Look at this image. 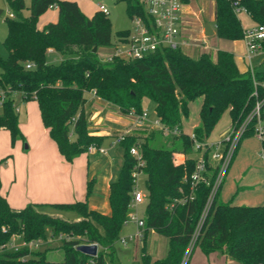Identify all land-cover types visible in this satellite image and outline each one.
Returning a JSON list of instances; mask_svg holds the SVG:
<instances>
[{
    "label": "trees",
    "instance_id": "obj_1",
    "mask_svg": "<svg viewBox=\"0 0 264 264\" xmlns=\"http://www.w3.org/2000/svg\"><path fill=\"white\" fill-rule=\"evenodd\" d=\"M8 2L15 17L8 18L4 41L8 56H0V87L7 91L0 130H10L14 141L23 137L13 97L16 92H21L26 100L38 102L44 125L70 162L88 152L90 145L101 147L104 141V136L94 135L90 130L91 120L85 112L90 92L123 114H142L145 100H152L158 118L171 131L180 130V134L166 135L154 129L146 136L125 135L120 143L124 149L123 164L118 179L110 186V215L90 208L87 199L51 204L60 211L76 212L79 219L72 221L40 212L35 204L14 209L1 193L0 177V264H123L118 240L131 209L137 173L146 177L145 232L154 230L169 240L165 258L153 259L145 251L141 264H181L192 244L207 255L217 251L227 253L239 264H264V204L222 202L218 191L204 214L217 169L209 163L210 184L193 182L197 151L191 134L183 131V117L189 114L191 102L198 97L203 98V103L201 124L193 132L197 140L208 142L226 111L230 112L233 125L240 124L257 101L264 98L260 85L264 70L256 71V86L252 74L240 70L234 53L223 49L217 51L215 58L208 53L192 58L182 48L162 47L142 58L114 57L104 61L98 55L99 48L118 45L112 41V24L107 14L98 10L89 18L75 0H32L26 18L22 15L24 0ZM126 3L132 18L139 15L149 23L139 0ZM236 3L259 25H264V0H216L219 38L238 40L245 36ZM54 4L59 10L58 20L40 29V17ZM130 35V31L118 32V43L127 42ZM50 49L63 56L59 63L48 61ZM28 64L33 66L29 68ZM254 124L251 123L244 137L254 134ZM133 147L139 149L143 164L131 154ZM177 152L187 155L185 163L175 164ZM209 153L207 150L206 158ZM93 187L91 180L88 195ZM49 230L54 236L69 235L60 241L62 260L50 259L49 248L3 250L14 235L21 234L28 242L47 240ZM81 244H97L98 255L91 257L79 251Z\"/></svg>",
    "mask_w": 264,
    "mask_h": 264
},
{
    "label": "crops",
    "instance_id": "obj_2",
    "mask_svg": "<svg viewBox=\"0 0 264 264\" xmlns=\"http://www.w3.org/2000/svg\"><path fill=\"white\" fill-rule=\"evenodd\" d=\"M194 1L195 0H192L190 3H186L184 7L186 24L184 34L188 37L189 41V46L185 47L184 51L189 53V51L192 52L195 49H202V53L199 56L208 53L215 58L218 50L215 52L216 54H214V52L211 53L210 51H212L213 48L207 44L205 38L217 36L215 23L216 4L210 22H206L203 20L200 12L195 9L193 5ZM97 11L87 12L83 10L89 18H92ZM240 12H238V16ZM58 17V8H50L44 14V17L43 15L40 17L38 27L43 29L49 22H56ZM207 23L210 24L214 31L212 35H206L205 26ZM199 38H203L204 40L199 41ZM226 49L234 53L236 63L241 71H249L251 66L250 60L246 58V56L243 57L238 54L239 50L236 48V45L235 47H226ZM50 57H55L56 63H59L63 59V56L53 49H50L48 52L49 62ZM261 64L264 65V58L260 65ZM255 69L256 71L264 70L262 68L258 69L257 67ZM90 94L94 96L95 100L90 105L89 110H87L86 103L85 112L87 117L91 120V133L104 136V141L106 138H111L114 142L111 141L109 143L110 149H116L117 145H120V143L117 142V137L120 134H139L141 136H146L149 133L142 135V133H137V131H144L145 128L149 126L156 129L153 123L149 121L143 126H139L136 123L135 115L123 114L116 106L100 99L95 92H90ZM21 97L23 98L22 94ZM34 104L35 106L30 109V111L34 110V112L28 113V115L25 116V120H22L20 123V129L23 132L24 138L22 139L23 141H19L18 147L13 150V158H10L6 162L8 166L1 168L2 195L6 196L10 206L14 209H21L29 204H35L37 207L52 206L51 204L54 203H72L87 199L90 208L100 211L103 214L110 215L112 213L110 186L111 183L119 177L120 169L123 164L124 149L122 158H119L117 152L111 155L110 150L108 151V149L103 148L106 150L105 153L97 150L88 151L76 157L71 162L67 161L61 154L57 143L51 138L49 128L44 125L41 111L36 100H34ZM18 111L20 113L19 108ZM132 116L135 117L134 121L127 119ZM156 116L155 110V117ZM8 136L4 128L0 132L1 147L3 139L6 141ZM252 136L253 134L244 137L235 152L228 168L226 178L219 190V199L222 202H231L233 205L250 206L264 204V170L257 167L262 166L264 163L260 160V156L258 155L260 146L259 144L256 145L253 138H250ZM7 147L8 146L5 145L4 151H8ZM5 153L7 152L0 150V158L5 155ZM179 156L182 157L180 158ZM174 157V162L177 165L183 164L186 161V155L182 152L175 153ZM3 174H5L6 177L10 175L9 181L4 180ZM91 180H94V187L91 194L88 195L87 187L88 182ZM196 251H198V256H200L202 264H239L227 253L221 251L207 255L203 253L201 249L195 248L192 251V256ZM188 264H191V261H189Z\"/></svg>",
    "mask_w": 264,
    "mask_h": 264
},
{
    "label": "rangeland",
    "instance_id": "obj_3",
    "mask_svg": "<svg viewBox=\"0 0 264 264\" xmlns=\"http://www.w3.org/2000/svg\"><path fill=\"white\" fill-rule=\"evenodd\" d=\"M25 1V7L22 11V15L24 17H29L30 15V5L32 0H24ZM79 3L81 9L87 11V12H95L98 9L99 4H104L109 9L108 17L112 24V41H115L116 44H119V36H117V33L120 31H130L133 32L135 29L134 25V19L127 13V3L126 0H75ZM215 4L216 0H195L194 1V7L197 9L203 20L206 22H210L214 11H215ZM10 13H15L14 10L9 6L8 0H0V56L3 58H6L8 56V52L4 46V41L7 37L8 33V18L10 17ZM44 17V15H43ZM239 17L242 21L243 27L245 31L253 30L258 28V23L250 16V14L242 10L239 13ZM42 20V18H41ZM203 41V38H199V41ZM205 41L208 45L212 46L213 50L210 51L211 53L215 52L219 49H226V47H235L239 50L238 54L240 56H243L248 58V39L247 37H243L236 40H227V39H221L218 36H211L205 38ZM114 46H104L101 47L98 55L99 57L105 61L107 57L112 55L114 51ZM230 51V50H229ZM188 53V52H187ZM202 53V49H195L192 52L189 51L188 55L192 58H197ZM264 58V55L261 51H258L254 57H253V66L258 69H264V65L261 64L262 59ZM50 62L56 63L55 57H50ZM2 72V68L0 66V73ZM13 97L15 98V103L17 105V108L20 109L19 113V126L22 120H25V116L28 115V113L34 112V110L30 111L32 107L35 106L34 100H26L21 97V92H16ZM88 101H87V110H89L90 105L95 100L94 96L90 93L87 94ZM203 103V98L198 97L194 101L191 102L189 106V114L187 116L183 117V131L187 134H191L194 132L195 128L200 126L201 119H200V109ZM145 111H147L152 118H155V103L152 100L146 99L145 100ZM3 113V107L0 105V115ZM127 119L134 121L135 117H128ZM149 126V125H148ZM232 126V118L229 111H226L218 124L215 126L214 130L212 131L208 141L210 145L218 144L226 131ZM154 127H147L143 131H137V133L148 134L152 130H154ZM3 129L0 130V132ZM8 133V138L5 141L3 139L2 141V147L0 145V150L5 153L0 158V172L2 167L8 166L6 163L7 160L10 158L12 159V155L14 154L13 150L18 147V142L23 141V137L17 138L16 141L13 140L12 134L10 130L5 129ZM22 131V130H21ZM23 134V132H22ZM136 136H141L139 134H136ZM255 140L256 145L259 144L260 149L258 150V155L260 156V160L264 163V148L262 140L257 136V134H253L252 137ZM165 140V139H164ZM114 142L111 138H106V140L103 143L102 148L110 150L111 155L115 154L117 152V155H119V158H122L123 154V148L120 145H117L116 149H110L109 146L110 142ZM116 141V140H115ZM27 143V142H26ZM168 145L171 144V142L167 143ZM5 145L8 147V151L5 150ZM110 147V148H109ZM116 147V146H115ZM138 149V148H137ZM186 155V154H185ZM199 154L195 153L194 156L198 157ZM187 159V155H186ZM259 169L264 170V164L262 166H257ZM227 175V174H226ZM9 176L6 177L5 174H3L4 180L9 181ZM1 177V173H0ZM145 175L141 174L138 176V183L140 184L141 189L146 192L145 188ZM2 182V178H1ZM147 205V200H145L143 203L139 205V207L136 210V213L139 217H142L144 210ZM37 210L40 212L48 213L51 215H59L62 216L64 219L68 221L72 220H78V214L76 212H68V211H60L58 209H55L52 206H39L37 207ZM139 227L136 223L130 222L126 224L122 230L123 236H128L130 234H137L139 231ZM50 235V230L48 231ZM66 237H69L66 233L63 234ZM49 237V236H48ZM51 242L45 243L42 246H40L38 249H33L29 247L28 241L26 243V240L23 238L21 234L14 235L9 243H6L3 247L4 251H17L21 249H29V250H45V249H51L50 251V259L52 260H62L64 255L63 251L60 249L61 246V240L57 237H54ZM118 249H119V256L121 258V262L123 264H141L142 263V256L144 252L146 251L147 254L151 256L153 259H163L165 258L169 253V240L166 236L159 234L155 231H148L144 237L137 236V238L131 242L128 243L127 246H122L120 243H118ZM191 264H202L200 256H198V251H196L193 256L191 254L190 260ZM139 262V263H138Z\"/></svg>",
    "mask_w": 264,
    "mask_h": 264
},
{
    "label": "built area",
    "instance_id": "obj_4",
    "mask_svg": "<svg viewBox=\"0 0 264 264\" xmlns=\"http://www.w3.org/2000/svg\"><path fill=\"white\" fill-rule=\"evenodd\" d=\"M145 7L149 16V23L139 15L133 17L135 29L131 32L130 38L127 42H121L114 47L113 54L105 59V61H111L114 57H119L124 60H130L134 58H142L152 52H155L162 47H170L173 49L189 46L188 37L184 34L186 29L184 7L185 2L183 0H139ZM57 7L56 4L52 8ZM98 9L105 14H109V9L104 4H99ZM236 10L240 12L245 10L236 3ZM246 11V10H245ZM10 17L14 18L15 14L10 13ZM245 37L248 39V59L251 62L249 72L252 74L254 84L257 86L256 69L254 68L252 61L254 55L261 51L264 55V25H258V28L248 30L245 33ZM33 64H28V67H32ZM260 85L264 88V81L260 82ZM257 94V91L255 92ZM7 99V91L0 87V105ZM131 114L136 116V123L139 126H143L146 122H151L158 130H162L166 135L169 133L180 134V130L176 129L171 131L163 122L156 116L151 118L147 111L142 114ZM254 122V134L263 141L264 140V98L257 101L256 105L249 113V115L238 125H233L226 131L222 140L218 144L210 145L208 142H201L196 139L195 134L192 133L191 137L194 139V149L199 156L197 157V164L194 173L192 174V180L195 184L204 182L210 184L211 180L208 175L209 163H212L217 169L215 180L212 184L211 193L208 198V202L205 207L204 214L207 212L211 202L220 190L228 171V168L232 162L235 152L238 148L240 141L250 128L251 123ZM126 134H120L117 137V142L121 143L125 139ZM99 151L105 153L101 147L96 145H90L88 151ZM209 150V157L206 158V151ZM131 154L136 156L139 164H143L142 155L136 147L131 149ZM185 163V162H184ZM139 173L136 174L135 185L133 190V199L130 204V212L126 224L134 222L138 225L139 231L137 234H130L128 236H121L118 240L123 246H127L129 242L135 240L137 236H145V220L143 217H139L135 211L136 207L143 203L146 198L145 192L141 189L138 183ZM54 237L60 240L66 238L65 235H49L47 240L38 239L28 242L29 247L38 249L45 243L51 242ZM68 238V237H67ZM27 243V241H26ZM99 247V246H98ZM194 249L192 244L187 250L184 259L181 264H188L190 256ZM100 247L98 248V252Z\"/></svg>",
    "mask_w": 264,
    "mask_h": 264
},
{
    "label": "water",
    "instance_id": "obj_5",
    "mask_svg": "<svg viewBox=\"0 0 264 264\" xmlns=\"http://www.w3.org/2000/svg\"><path fill=\"white\" fill-rule=\"evenodd\" d=\"M89 24H91V21L89 22ZM205 32L206 35H212L214 33V31L212 30L210 24H206L205 26ZM98 48L95 47L94 51H97ZM98 245L97 244H81L78 246V250L91 256V257H96L98 255Z\"/></svg>",
    "mask_w": 264,
    "mask_h": 264
}]
</instances>
